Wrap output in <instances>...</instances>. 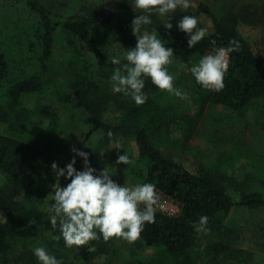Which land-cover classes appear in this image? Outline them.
I'll return each instance as SVG.
<instances>
[{
    "label": "trees",
    "instance_id": "trees-1",
    "mask_svg": "<svg viewBox=\"0 0 264 264\" xmlns=\"http://www.w3.org/2000/svg\"><path fill=\"white\" fill-rule=\"evenodd\" d=\"M25 3L37 16L34 40L28 43L29 55L26 56L31 74L13 77L9 60L0 51V125L6 128V132L0 133V209L6 210L4 220L0 221V262L16 240L44 231H58L52 228L48 219L49 203L44 205L48 192L51 191L49 202L54 195L44 181L49 177L53 161L64 166L74 154L71 149L80 148L99 131L103 133L96 147L103 152L102 155L112 151L118 154L127 152L132 159L131 175L138 177L140 182L155 183L159 199H169L179 208L172 215L156 209L155 222L145 224L139 240L148 246H159L175 264H202L193 251L200 233L195 230L194 222L206 214L209 217L210 250L215 255L230 250L231 242L238 236L236 230L226 223L230 211L238 207H264V192L248 189L244 184H238L234 177L221 172H192L165 156L159 145L165 139H171L174 131L181 132L183 143L189 142L212 106L242 111L251 102L264 98V60L254 53L236 29L237 16L230 11L222 17L220 13L201 7L210 18L212 30L189 48L187 36L160 33L163 25L153 14V25H149V29L156 26L162 39L174 48L171 64L183 68L189 69L201 55L227 45L230 40L239 42V50L230 54L222 89L203 88L192 76L189 89L198 107L194 113L186 114L174 109L171 103L160 105L159 99L155 98L159 89L150 78L145 81L148 99L137 105L92 77L93 63L105 74L111 73L115 67L110 59L113 53L107 55L98 39H106L111 44L127 43L134 37L131 22L117 18L112 25L111 16H105L99 8L89 12L82 10L83 7L60 12L40 0H25ZM258 9L245 8L244 16L250 17V22L264 23V0ZM55 43L63 44L62 59L55 65L57 71L63 68L61 74H57L62 82L54 90L56 101L64 107L81 108L91 119L80 135L73 131L57 135L54 125L57 123L33 128L30 121L33 111L22 101L27 93L43 91L47 83L46 73L54 60ZM34 62L38 65L37 70L31 68ZM107 113L117 115L116 122L106 121L104 115ZM108 129L112 130L113 139L119 141L122 148H112L106 135ZM24 135L28 138L21 137ZM130 142L136 148L135 155L127 150ZM60 181L62 186L67 182L63 177ZM233 186L236 195L229 190ZM261 186L263 189L264 180ZM75 247L83 262H88L98 252L108 253L112 242L101 238Z\"/></svg>",
    "mask_w": 264,
    "mask_h": 264
},
{
    "label": "rangeland",
    "instance_id": "rangeland-1",
    "mask_svg": "<svg viewBox=\"0 0 264 264\" xmlns=\"http://www.w3.org/2000/svg\"><path fill=\"white\" fill-rule=\"evenodd\" d=\"M53 10L65 12L80 9L93 11L99 8L105 16H111V24L116 23L117 18H123L131 22L140 9H133L131 0H40ZM263 0H192L188 12H182L179 8L172 15V29L160 26V33L167 36H180L186 34L176 27L177 20L185 14L198 15L200 24L212 30L210 18L202 11L201 7H207L221 16L232 12L237 16L235 27L250 44L254 53L264 60V23L250 22V17H245V8L258 11ZM219 14V15H220ZM160 22L162 18L155 14ZM234 19H232L233 22ZM37 25V16L25 3V0H0V51L4 52L10 62L13 77H21L31 74L27 64L28 43L34 40V31ZM166 31V32H165ZM105 39H98L99 46L106 54H120L126 49L134 47L135 36L124 42L107 43ZM63 44L55 43L54 60L50 64V70L46 73L47 83L41 92L27 93L22 101L25 107L33 111L31 126L33 128L47 127L51 123L56 126L57 135H65L73 131L76 135L84 132L90 122L88 114L79 107H64L55 98L54 90L61 83L60 75L63 68L57 71V62L62 59L61 49ZM35 64V62H34ZM92 77L105 87H110L111 73H102L96 69L93 63ZM34 70L38 65H32ZM170 72L175 76L174 84L187 93V97L181 99L166 90L159 89L155 95L160 105L172 104L174 109L192 114L197 110L192 91L189 89L192 75L187 68L179 64H171ZM264 98L251 102L242 111L225 108L220 105L208 108L198 124V130L189 142L181 141L180 131H174L171 139L159 145L165 156L172 158L192 172H206L210 174L224 173L234 177L238 184H244L248 189H262L261 181L264 180ZM117 115L110 113L104 115L108 122H116ZM4 125H0V133L6 132ZM102 131L93 133L89 140L80 148L90 153L91 165L100 170L104 167L113 174L112 178L118 183H137L140 180L131 175L133 167L123 163H116L117 151L106 155L97 149V142ZM28 138L27 136H21ZM135 155L136 148L130 142L127 148ZM75 155V153L73 154ZM59 165V161H57ZM83 160L77 156L75 167L83 168ZM101 166V167H99ZM56 177L51 169L49 177L44 181L49 190ZM68 182V181H67ZM66 182V183H67ZM238 186V185H237ZM236 187H230L232 194L236 195ZM51 191L44 199V205L49 203ZM6 216V210L0 209V221ZM226 223L236 230L237 238L231 242L232 248L215 255L208 246L211 235L200 232L197 245L193 248L197 259L202 264H264V207L244 208L238 207L230 211ZM52 232L44 231L36 236L21 238L14 242L3 261L0 264H39L32 253V248L46 245L50 251L63 258V264H175L165 255L159 246H148L141 240L129 241L119 237H112V247L108 253L98 252L88 262L78 255L75 246L65 247L64 241L53 240ZM95 249V247H94Z\"/></svg>",
    "mask_w": 264,
    "mask_h": 264
},
{
    "label": "clouds",
    "instance_id": "clouds-1",
    "mask_svg": "<svg viewBox=\"0 0 264 264\" xmlns=\"http://www.w3.org/2000/svg\"><path fill=\"white\" fill-rule=\"evenodd\" d=\"M130 5L141 10L131 21L136 44L123 53L111 55V63L115 66L110 76L112 91L129 97L137 105L143 104L148 99L145 81L150 78L158 89L186 98L187 93L175 86V76L168 67L173 62L174 48L162 39L156 26L150 29L148 26L153 25V14H157L164 27L172 29L173 13L178 8L188 12L192 0H131ZM199 24V16L194 14L182 15L176 22L177 29L188 37L189 48L209 34L208 27ZM238 50L239 42L230 40L227 45L201 55L188 70L203 88L219 91L224 87L230 54ZM106 135L112 148H122L119 141L113 139L111 129ZM71 151L75 155L64 166H59L56 161L51 164L56 179L51 184L54 195L47 212L52 228L58 229L51 238L56 241L62 239L65 247L87 245L101 238L119 237L129 241L140 238L145 224L156 220L155 205L160 198L156 184L150 181L118 183L107 168L98 170L91 165L89 152L76 147ZM77 156L83 160L82 169L75 167ZM116 163L130 166L132 159L124 151L118 154ZM61 177L68 181L63 186ZM208 220L206 214L200 215L194 222L195 230L208 231ZM32 253L39 264H63V258L44 244L33 247Z\"/></svg>",
    "mask_w": 264,
    "mask_h": 264
},
{
    "label": "built area",
    "instance_id": "built-area-1",
    "mask_svg": "<svg viewBox=\"0 0 264 264\" xmlns=\"http://www.w3.org/2000/svg\"><path fill=\"white\" fill-rule=\"evenodd\" d=\"M155 207L157 210L171 215L179 211L177 204L169 199H159Z\"/></svg>",
    "mask_w": 264,
    "mask_h": 264
}]
</instances>
